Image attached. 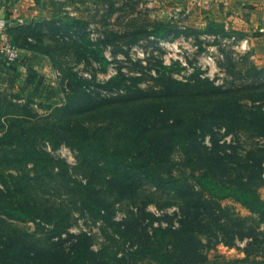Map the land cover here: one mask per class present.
Returning <instances> with one entry per match:
<instances>
[{"label": "rangeland", "instance_id": "1", "mask_svg": "<svg viewBox=\"0 0 264 264\" xmlns=\"http://www.w3.org/2000/svg\"><path fill=\"white\" fill-rule=\"evenodd\" d=\"M57 2L58 15H45V20L40 24L29 25L24 21L22 25L7 23L4 26L9 39L19 50V60H30L37 76L47 81L50 91L58 100L38 98L32 95L30 87L26 92H20L21 83L16 82L12 89L0 90L2 110L27 115L30 118H26L29 121L26 127L35 126L40 135L52 136L56 125L71 133L78 130L76 141L82 140L83 147L81 153L67 143L52 149L50 144L37 137L35 152L46 151L49 155L47 164L53 168H49L45 165L46 161L41 159L34 167L43 165L42 172L47 170L46 175L54 174L51 184H43L49 192L43 190L44 194H39L38 199L49 207L52 205V217L56 216L60 221L47 225L42 223L38 227L31 222L10 223V228H14L17 235L23 229L29 233L35 231V236H40L51 247L50 250H41L46 251L45 254L35 255L36 264H51L52 253L59 257L54 263L68 264V250L83 233L87 234L88 243L97 257L102 256L100 254L105 250V243L113 252L121 251L120 247L114 248L106 240V223L81 209L80 193L74 195L72 188L80 182L94 193L103 190L114 193L120 185L138 186L137 197L115 204V215L122 219L130 213L131 207H142L143 202L154 199L153 182L145 177H135L139 173L135 165L141 162L142 157L156 154V160H160L159 167L175 174L184 172L189 176L190 168L183 163L187 144L180 138H174L171 130V125L178 123L187 127L189 113L204 116L200 120L202 126L199 127L196 151L190 152L193 168L206 169L207 163L212 164L213 161H206L205 158L215 154L224 158L220 164L224 169L236 168L238 157L243 158L251 148L264 142L246 129L249 116L235 115L227 110L237 104L245 111L251 106H261L264 111V90L248 89L244 79L248 65L264 67V51L260 52L264 46L249 49L246 44L242 45L241 24H234L232 30L231 22L226 21L229 0ZM109 12L110 16L107 15ZM8 18L10 16L3 19ZM160 22L171 29L187 31L186 37L160 36L164 31L157 24ZM138 29L154 31L157 36L141 33L137 43L127 46L130 35L123 34ZM104 31H114L123 37L105 47L102 45ZM227 56L231 58L233 68L227 67ZM171 79L190 82L195 86L200 79H208L214 85H222L225 93L218 96L196 95L201 90L206 92V88L198 92L194 88L187 93L176 91L171 87ZM134 85L145 91L146 98L123 105L117 103L122 91ZM42 94L46 95L47 92ZM81 98L84 102L78 106ZM251 99L262 100L252 103ZM77 106L78 110H74ZM218 106L222 108L219 112ZM65 107L73 111L65 114ZM15 119L6 116L4 121L11 124ZM56 129L60 131V128ZM58 138L60 141L68 139ZM87 146L90 148L87 149ZM8 156L11 158L13 155L9 153ZM23 165V162L17 161L4 171L5 182L11 186V192L8 191L11 196L9 203L14 208L6 210L11 217H17L15 207L22 198L19 190L12 187L16 178L22 175L16 168H32L29 163L25 165L26 168ZM262 173L264 177V164ZM127 175L130 176L128 180L124 178ZM188 179L192 181L191 177ZM258 193L264 200V184L259 187ZM99 194L95 193L97 196ZM107 196L105 199L111 202L118 201L115 195ZM158 198L163 203L165 197ZM221 205L228 207L229 217L233 221L239 223L245 219L248 223L238 227L249 229L244 230V234L239 233L243 236L231 246L219 243L216 248L209 249V258L214 257L219 264H230L231 260L232 264H261L258 261L264 258V220L261 222L260 217L252 215L230 199L221 201ZM147 209L156 211L154 205H149ZM66 212L67 218H62ZM175 212L174 206L165 211L172 222L178 218ZM60 224L62 226L58 228ZM245 246L253 251L247 259L243 252ZM242 259L246 263L236 262Z\"/></svg>", "mask_w": 264, "mask_h": 264}, {"label": "trees", "instance_id": "2", "mask_svg": "<svg viewBox=\"0 0 264 264\" xmlns=\"http://www.w3.org/2000/svg\"><path fill=\"white\" fill-rule=\"evenodd\" d=\"M107 15L110 16L111 12ZM157 24L164 30L160 36L186 37L187 31L185 30L171 29V27L162 22ZM141 33L157 36L154 31L149 32L142 29L124 33V36L130 35V41L126 45L131 46L137 43L140 40L138 35ZM103 35L102 45L105 47L110 46L112 43L114 44L115 41L123 37L114 31H104ZM226 61L228 68L234 67L229 56L226 57ZM21 68H23L22 71L20 70ZM0 73L3 74L0 84H5V89H12L19 80L21 82L20 92L24 93L30 87L32 95L38 98L50 101L58 100L56 95L50 91L47 81L37 76L36 70L29 60L25 58H22V61L19 60L18 64L13 67H9L4 61H1ZM245 73L244 79L247 81L248 89L264 90V67L257 68L255 65L250 64ZM199 82L195 86L190 82L176 79L170 80L171 87L184 93L190 92L193 88L197 92L199 89L206 88V92L201 90L197 94L190 93V95L218 96L225 93L222 90V85H214L208 79H200ZM42 92H47V94H42ZM122 92L117 101V103H122V105L146 98L145 91L138 85L128 87ZM251 100L252 103H255L262 99ZM83 102L81 98L78 106L82 105ZM78 106L74 110H78ZM235 106L227 110L235 115L249 116L246 129L252 131L253 136L264 140V111L262 107L251 106L250 109L245 111L243 107H239L237 104ZM64 109L65 114L73 111L67 107ZM221 110V106H218V112ZM6 116H13V118H16L15 122L6 124L4 121ZM26 116L5 113L2 110V106H0V264H36L35 255H43L46 251L41 250L51 249L47 243L39 238L40 236H35V231L29 233L23 229L17 235L16 230L10 228V223L13 221L20 223L31 222L38 227L42 223L47 225L53 222L59 223L58 221H60L58 217H52V211L54 210H52V205L49 207V205L42 203L38 199L39 194H44L43 190H45V193L49 192V189L44 188L43 184L46 183L47 186L51 184L50 180H53L54 174L51 172L46 175L47 170L42 172L43 165L34 167L35 164L40 162L38 159H41L46 161L45 165L53 168L52 165L47 164L49 155L46 151L35 152L37 137L44 140L47 145L50 144L52 149H55L61 143H67L80 153L83 150V147H81L82 140L76 141L78 130H74L71 133L61 128V125H56L54 127L55 133L52 136H49V134L47 136L44 134L40 135L37 134L38 129L35 126L26 127V124H29L26 118H30ZM189 116L187 127L180 126L181 124L179 123L178 125H171L172 128L170 127L174 138H180L187 144V148L184 149L185 161L183 163L190 168L189 176L184 172L175 174L171 170H164L162 166L159 167L160 160L159 158L156 160V154L142 157L141 162L135 165L139 170L138 176L135 177H145L153 182L151 185L153 188L152 195L154 196V199H148L143 202L142 207H131L130 213L123 216L122 219H118L115 215V204L125 202V199L137 197L140 188L138 186L120 185L114 193H109L112 190L95 192L101 193L99 196L95 195L94 190L87 189L86 185L84 186L80 182L72 188L74 195L77 192L80 193L79 206L81 209L90 215H96L106 223L108 228L106 240L114 248L120 247L121 251L113 252L109 245L105 243L108 246L105 245L104 252L100 254L102 256L97 257V254L92 252L91 245L88 243L87 234L83 233L71 244L68 250V264H219L220 262H217L214 257L209 258L208 250L216 248L219 243L231 246L236 239L243 236L239 233L244 234L243 231L249 229L247 227H238L243 226L246 220L241 219L244 222L239 223H236L235 220L233 221L229 217L228 207H223L221 201L230 199L240 204L252 215L260 217L261 222L264 220V200L261 199L258 193L259 187L264 184L262 173L264 142L259 143L255 148H251L250 152L245 153L243 158L238 157L236 168L224 169L220 165L224 158L217 154L205 158L206 161H213L212 164L211 162L207 163L206 169L193 168L191 167L192 158L190 157V152L196 151L195 145L198 142L199 127L202 126L200 120L204 116L200 117L191 113H189ZM56 128H60V131ZM226 132L230 131L226 130ZM58 136L68 139L67 141H60ZM89 148L90 146H87V149ZM9 153L13 155L11 158L8 156ZM17 155H19L18 158L16 157ZM51 158L52 160L54 159V157ZM17 161L19 163L23 162L25 165L29 163L32 168L30 170L16 168V170L22 172V175L16 178V183L12 187L17 191L19 190L22 198H20L18 206L15 207V210L18 211L17 217H11L10 213L6 212L7 209L14 208L9 203V198L11 197L9 188L11 186L5 182L4 171L8 169L9 165ZM25 165L23 166L26 168ZM12 168L15 169V167ZM195 171L198 172L195 173ZM127 176L124 177L126 180L130 177L129 175ZM189 177L192 178V181L188 179ZM8 191L10 192L8 193ZM109 194L115 195L118 201L111 202L105 199V196ZM159 196L165 197L164 201H162L163 203L159 202ZM149 205H154L156 211L148 210L147 207ZM171 206L176 207L175 213L178 214V218L174 222H172V218L165 214V211ZM49 208L50 211H48ZM59 211L62 214L61 208H59ZM67 216L68 212L61 217L66 219ZM61 226L60 224L58 228H61ZM249 237H251V233ZM243 252L245 259H247V256L253 251L245 246ZM118 254L120 255L117 256ZM51 255L54 256L51 264L62 263H54L59 260V257L54 253ZM236 262L246 263L243 259ZM229 263L232 264V260ZM258 263L264 264V258L259 260Z\"/></svg>", "mask_w": 264, "mask_h": 264}, {"label": "crops", "instance_id": "3", "mask_svg": "<svg viewBox=\"0 0 264 264\" xmlns=\"http://www.w3.org/2000/svg\"><path fill=\"white\" fill-rule=\"evenodd\" d=\"M57 6V0H0V22L4 21L5 16L11 17L12 8L16 7L25 23L40 24L45 20V15H58ZM227 6L226 21L227 23L231 22L230 28H234V24L238 23L243 28L241 30L242 45L246 44L249 49L264 46V0H229ZM213 10L215 11V9ZM263 51L261 49L260 52ZM2 78L3 74L0 73V80ZM18 82L21 83L19 80ZM5 88V84H0V90Z\"/></svg>", "mask_w": 264, "mask_h": 264}, {"label": "built area", "instance_id": "4", "mask_svg": "<svg viewBox=\"0 0 264 264\" xmlns=\"http://www.w3.org/2000/svg\"><path fill=\"white\" fill-rule=\"evenodd\" d=\"M7 23L10 25L24 24V19L16 7L12 8L10 18L0 22V62L4 61L9 67H13L18 64L19 50L5 32L4 26ZM20 70L22 71L23 68Z\"/></svg>", "mask_w": 264, "mask_h": 264}]
</instances>
